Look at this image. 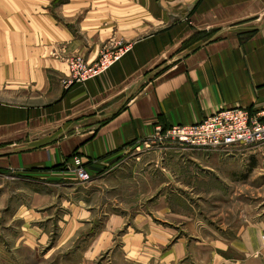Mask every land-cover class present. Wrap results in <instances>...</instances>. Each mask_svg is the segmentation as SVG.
Here are the masks:
<instances>
[{
    "label": "crops",
    "instance_id": "obj_1",
    "mask_svg": "<svg viewBox=\"0 0 264 264\" xmlns=\"http://www.w3.org/2000/svg\"><path fill=\"white\" fill-rule=\"evenodd\" d=\"M67 6L75 26L37 50L31 77L5 81L17 92L0 100V177L53 184L75 179L84 167L93 178L120 179L125 155L156 145L159 126H188L236 107L264 123V0H68ZM112 41L129 46L123 59L66 89L70 58L93 64ZM174 148L185 160H162L161 168L170 176L175 170L180 192L165 190L137 215L160 241L148 243L149 259L264 264V144L230 154ZM144 217L183 229L162 231ZM172 238L177 242L163 252Z\"/></svg>",
    "mask_w": 264,
    "mask_h": 264
},
{
    "label": "rangeland",
    "instance_id": "obj_2",
    "mask_svg": "<svg viewBox=\"0 0 264 264\" xmlns=\"http://www.w3.org/2000/svg\"><path fill=\"white\" fill-rule=\"evenodd\" d=\"M67 4L68 0H0V100L17 92L5 88V81L25 80L26 73L31 77L38 49L57 44L62 28L75 26ZM174 147L194 150L165 140L130 152L115 180L92 177L81 182L75 174V179L52 184L0 177V264H194V259L168 263L161 254L151 261L148 243L160 241L137 216L165 190L180 192L175 170L170 176L161 168L162 160H185ZM187 195L195 215L194 189ZM144 218L162 231L183 229L178 222ZM189 219L192 225L196 222L195 216ZM176 242L172 238L163 252ZM155 247H150L152 253Z\"/></svg>",
    "mask_w": 264,
    "mask_h": 264
},
{
    "label": "built area",
    "instance_id": "obj_3",
    "mask_svg": "<svg viewBox=\"0 0 264 264\" xmlns=\"http://www.w3.org/2000/svg\"><path fill=\"white\" fill-rule=\"evenodd\" d=\"M129 46L113 42L105 46L95 63L90 64L84 57L75 56L69 60L70 76L63 80L66 89L99 78L119 63ZM158 141L173 140L190 147L230 154L234 150L248 151L264 144V123L253 117L246 108L224 109L203 121L192 125H176L164 131L157 127ZM75 174L81 182L92 179L84 167H77Z\"/></svg>",
    "mask_w": 264,
    "mask_h": 264
}]
</instances>
